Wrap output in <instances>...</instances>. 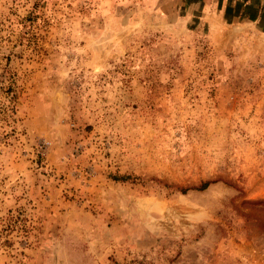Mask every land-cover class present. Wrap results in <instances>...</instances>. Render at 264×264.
Wrapping results in <instances>:
<instances>
[{
    "label": "rangeland",
    "instance_id": "rangeland-1",
    "mask_svg": "<svg viewBox=\"0 0 264 264\" xmlns=\"http://www.w3.org/2000/svg\"><path fill=\"white\" fill-rule=\"evenodd\" d=\"M207 2L0 0V264H264V32Z\"/></svg>",
    "mask_w": 264,
    "mask_h": 264
},
{
    "label": "crops",
    "instance_id": "crops-1",
    "mask_svg": "<svg viewBox=\"0 0 264 264\" xmlns=\"http://www.w3.org/2000/svg\"><path fill=\"white\" fill-rule=\"evenodd\" d=\"M190 1L205 4L209 0ZM216 6L225 21H250L264 32V0H217Z\"/></svg>",
    "mask_w": 264,
    "mask_h": 264
},
{
    "label": "trees",
    "instance_id": "trees-1",
    "mask_svg": "<svg viewBox=\"0 0 264 264\" xmlns=\"http://www.w3.org/2000/svg\"><path fill=\"white\" fill-rule=\"evenodd\" d=\"M212 183V181H205L203 182L200 186H199V189L203 190V189H206L210 186V184ZM183 192H186L187 189H181Z\"/></svg>",
    "mask_w": 264,
    "mask_h": 264
}]
</instances>
